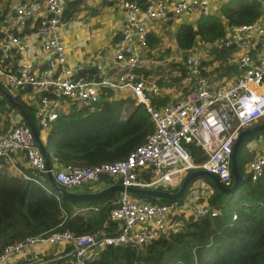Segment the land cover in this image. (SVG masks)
<instances>
[{"label":"built area","instance_id":"obj_1","mask_svg":"<svg viewBox=\"0 0 264 264\" xmlns=\"http://www.w3.org/2000/svg\"><path fill=\"white\" fill-rule=\"evenodd\" d=\"M67 1L19 0L5 13L0 21V75L14 90L29 87L39 91L35 116L41 129L48 128L59 112L65 111L64 103L89 106L101 98L115 99L116 90H127L135 103L143 105L152 129L123 158L49 168L55 182L70 190L82 183H102L103 177H108L112 181L104 186L118 183L123 187L168 190L180 183L186 172L201 168L229 186L231 146L238 130L254 121H264V45L256 47V38L264 36V24L255 19L225 25V31L211 41L196 39L199 42L184 50L180 59V82L186 93L155 104L148 92L155 91L156 84L142 71L149 49L148 25L184 12L207 14L205 0H120L125 15L111 43L112 58L104 70L97 64L98 72L88 78L81 73L82 65L66 63L58 30ZM255 1L264 11V0ZM29 36L39 40L41 51L47 55L41 65L23 56ZM226 50L235 55L238 72L230 76V81H224V77L217 80L215 68L226 59L221 60L216 53ZM8 57L13 65L9 69L1 63ZM4 115L0 111V158L23 178L36 181L35 176L45 172L43 155L23 120L2 129ZM189 142L202 149L204 158L199 162L191 159L185 147ZM19 156L25 158L32 174L16 165ZM263 169L261 151L248 161L247 171L255 179ZM209 191L207 186L188 187L181 201L169 202L148 201L142 196H129L126 190L119 191L106 212V221L114 223L110 231L105 230L104 222L99 231L76 234L62 228L7 242L0 248V264H16L22 257L26 259L24 264H40L44 259L37 261L35 256L42 244L68 245L64 252L66 264H85L105 245L146 243L159 232L175 229L178 221L170 215L187 207L190 198L206 199ZM206 211V206H199L194 212Z\"/></svg>","mask_w":264,"mask_h":264},{"label":"trees","instance_id":"obj_2","mask_svg":"<svg viewBox=\"0 0 264 264\" xmlns=\"http://www.w3.org/2000/svg\"><path fill=\"white\" fill-rule=\"evenodd\" d=\"M220 10L224 21L207 13L198 15L194 24L180 23L174 31L177 47L186 50L196 39L211 41L225 31V25L253 21L260 13L255 0L229 1L223 3ZM88 68V74L92 76L95 67ZM226 69L221 72H236L235 65ZM156 99L155 103L165 101L164 97ZM5 102L1 97L0 105ZM19 102L22 119L27 117L38 135L41 128L34 118L33 106ZM122 103L123 99L101 98L89 106H80L54 118L46 128L42 142L48 153L49 168L54 169V163L91 165L113 161L125 157L141 144L152 129V122L141 103L133 104L120 114ZM254 134H264V130L251 135ZM251 135L244 136L237 151V170L242 181L233 192L218 191L205 177L212 186L205 213L189 214L180 219L176 215L172 218L178 221L175 229L159 232L146 243L105 245L85 264H264V170L255 180H250V173L245 171V163L252 156L244 144ZM185 147L194 162L204 158L197 144L189 142ZM21 169L33 173L28 167ZM42 176L47 184L41 182ZM35 177L36 181L18 177L0 158V248L7 242L54 229L66 228L80 234L92 232L104 222L105 230L113 228L114 223L106 221L113 192L96 198H73L53 189L45 172H39ZM103 178L105 182L112 181ZM142 197L163 202L152 196ZM85 206H95L96 212L85 215L81 211H72ZM45 264L65 262L59 258Z\"/></svg>","mask_w":264,"mask_h":264},{"label":"crops","instance_id":"obj_3","mask_svg":"<svg viewBox=\"0 0 264 264\" xmlns=\"http://www.w3.org/2000/svg\"><path fill=\"white\" fill-rule=\"evenodd\" d=\"M13 1L17 0H0V21L4 17L5 13L10 9V7L13 5ZM139 3L143 2L144 0H135ZM234 3L235 0H205V5L207 8L208 14H213L221 18L222 21H224V18L221 14L220 7L223 3L228 2ZM120 0H68L65 5L64 14L67 15V17H64L61 20V23L59 25V35L64 45L65 50V58L66 63L70 66L73 65H82V67H95V64L101 65L102 70L106 69L108 67V64L112 58V49H111V43L112 40L118 35V31L120 29L121 23L124 19V11L121 8L119 4ZM66 12V13H65ZM197 12H184L179 15H170L165 19L162 20H154L148 25V38L149 41H152V44L148 43L149 49L146 53L144 61V68L142 71L144 74L148 77L149 80H151V76H153L155 79L158 76L153 75V71L151 68L162 65V63H165L167 67L170 68V72L167 74H164V83L156 80V90L148 92L149 98L151 101L154 102V99L159 97H164L165 101H170L174 99L175 97L186 93L187 89L181 84L180 82V59L184 53L183 49H180L176 45V41L174 38V31L176 27L180 23H191L194 24L196 18L198 17ZM258 23L264 24V11H260L257 19L255 20ZM27 31H30V28L27 27ZM27 44V49L24 52L25 59L29 61H35L38 65H41L43 63V59L47 57L41 49H40V42L37 38L33 36H29L25 39ZM199 40L196 41L198 43ZM264 45V36L256 38V47ZM226 59V63H234L236 66V72H238V68L235 61V55L229 53L228 56L224 57ZM89 69V68H88ZM95 72H98V70L95 68ZM88 73V70H87ZM172 74V75H171ZM235 73L229 74V76L233 75ZM173 75H175L173 77ZM171 79L174 80V83L171 82ZM177 79V80H176ZM164 84L168 85H174V88H168L164 86ZM16 93V92H15ZM111 93V91H110ZM30 99L28 102L24 101L25 103L35 105V99L32 98L30 95L28 96ZM114 97L115 99H123V103L121 106L122 111L120 114H123L125 110L133 103V97L129 95V92L127 90H116L114 91ZM132 100V103H128ZM156 99V100H157ZM155 104H162L160 102H157ZM8 102H5L3 105L5 111L8 108ZM14 106V105H13ZM80 106L67 102L64 103V109L65 111L63 113H70L75 110H77ZM120 109V110H121ZM124 110V111H123ZM121 117V116H120ZM21 118V112L20 110L14 106L9 107V111L6 112L2 119V129H5L7 127L6 121H15ZM262 122V121H261ZM259 123V121H254L248 126L252 124ZM247 127V126H245ZM244 128V127H243ZM240 130V129H239ZM238 130V131H239ZM260 131V130H258ZM256 132V131H255ZM45 133L46 129H41L40 133L38 134V138L41 141V143L45 139ZM254 133V132H253ZM253 133H250L253 134ZM249 135V134H248ZM264 134H254L251 135L248 139V141L245 142L244 147L247 151L251 152V158L258 154L261 151H264V140L262 138ZM262 142L260 144L259 141ZM260 147L259 151H255V145ZM238 151V150H237ZM19 161V167H27L24 157L19 156L17 158ZM245 163V171H247V163ZM4 161V160H3ZM5 163V161H4ZM7 164H5L6 166ZM60 165L54 163L53 167H58ZM7 167L12 168L16 171V168L12 165H7ZM29 168V167H28ZM194 170V169H192ZM189 170L188 172L192 171ZM186 172V173H188ZM206 176H198L194 178L186 187V190L184 193L175 198V199H167V202L177 200L181 201L185 196L187 188H195V187H205L207 186L209 188V194L212 192V186L210 185V182L205 179ZM208 178V177H207ZM106 182L102 183H82L80 185H77L76 187L68 190L72 192H93L97 191L101 188H104ZM179 185V184H178ZM177 185V186H178ZM175 186V185H174ZM176 188L171 186L168 188V191L173 192ZM111 193V192H110ZM114 197L119 192H113ZM130 196H133L132 193L127 192ZM208 194V196H209ZM207 196V198H208ZM207 198H190L187 204V207H183V209H180L177 212L172 213L171 219L178 214V219L181 217L187 218L189 214H195V209L199 206H206L207 209L209 206H207ZM188 199V198H187ZM163 201H166L165 199H162ZM72 211H81L84 212L85 215L87 214H94L96 212L95 206H85L82 208H73ZM104 222V221H103ZM103 223L100 227L93 231H99L102 227ZM68 245L63 244H53L49 245L46 249V253L44 255H50L51 260L53 259H59L63 258V261L66 264V261L68 257L64 255V252L66 251V248ZM42 250V248H41ZM41 253V252H40ZM35 256V255H34ZM32 258V257H30ZM50 261V260H48ZM47 261V262H48Z\"/></svg>","mask_w":264,"mask_h":264},{"label":"water","instance_id":"obj_4","mask_svg":"<svg viewBox=\"0 0 264 264\" xmlns=\"http://www.w3.org/2000/svg\"><path fill=\"white\" fill-rule=\"evenodd\" d=\"M0 90L2 91V93L4 94V97L6 99L7 102H9L11 105L16 106L19 110L22 109L21 105L13 99V97L8 94L7 92L4 91V89H2L0 87ZM27 125L29 126L31 133L33 135V138L35 140V142L37 143L39 150L41 151L43 158H44V169H45V174H46V178H47V182L49 183V185L55 189L57 192H59L60 194L64 195V196H68V197H73V198H82V199H86V198H96L99 197L103 194L109 193V192H119L122 190H126L127 192L130 193H135L138 194L140 196H152L155 198H159V199H175L179 196H181L184 191L186 190L187 185L196 177H198L199 175L201 176H206L208 177L212 183L214 184L215 188L222 192V193H231L233 192L236 187L240 184V182L242 181V175L241 173L237 170V150L239 148L240 143L242 142L244 136L253 133L255 131L258 130H264V121L263 122H259L256 124H252L250 126L241 128L233 143L231 146V153H230V161H229V166H230V172L232 174V181L231 184L229 186H224L222 185V183L219 182L217 176L215 174H213L210 171H207L205 169H201V168H197L194 169L188 173H186L182 180L180 181L179 185L177 186L176 190L173 192L166 190H161V189H151V188H136V187H131V186H126L123 187L122 185L118 184V183H113L110 184L104 188H101L97 191H93V192H72V191H68L64 188H62L61 186H59L52 174L51 171L49 169V165H48V153L45 150V148L43 147L41 141L38 138V135L32 125V123L30 122V120L27 117H24Z\"/></svg>","mask_w":264,"mask_h":264},{"label":"rangeland","instance_id":"obj_5","mask_svg":"<svg viewBox=\"0 0 264 264\" xmlns=\"http://www.w3.org/2000/svg\"><path fill=\"white\" fill-rule=\"evenodd\" d=\"M19 0H17V1H13V5L10 7V8H12L15 4H16V2H18ZM21 1V0H20ZM137 2V1H136ZM142 3V2H141ZM119 4H120V6H121V1L119 2ZM122 8V7H121ZM123 9V8H122ZM124 11V10H123ZM147 33H149V32H147ZM227 54H229V51H224V52H218V53H216V55H217V57L218 58H220L221 60H225L224 59V57L225 56H227ZM1 63L2 64H6V66L4 67V68H12L11 66H13L12 64H11V61H10V58L8 57V58H3V60L1 61ZM225 63H226V61L224 62V64H222V63H219V65L215 68V70H216V72H217V80H219V79H221L222 77H224L225 79H224V81H230L231 80V78H230V76H229V74L228 73H223V72H221V70L222 71H226L227 69H226V67L227 66H232V65H234V63H226V65H225ZM225 65V66H224ZM96 66H97V64H95V68H96ZM87 70H88V67L87 66H85V67H83V69H82V71H81V73L82 74H84L87 78L88 77H90L89 76V74L87 73ZM98 70V69H97ZM151 70L153 71V75L156 77L157 75V77H156V79L153 77V76H151V81H152V83L153 82H156V80L158 79V81L160 80V82H162V83H164V80L162 79V78H164V77H162V76H164V74H167V73H169L170 71V68L169 67H167V65L165 64V63H162V65H157V66H155V67H153V68H151ZM172 75V74H171ZM175 75H173V77H174ZM146 79V78H145ZM164 79H166V78H164ZM177 80V79H176ZM171 82L172 83H174V80H172L171 79ZM2 86V87H1ZM164 86H165V88L166 87H168V88H174L175 86L174 85H168V84H164ZM0 87L2 88V89H4V91L5 92H7L8 94H10L12 97H13V99L14 100H16L19 104H20V102L19 101H22V102H24V101H26V102H28V100L30 99L28 96L30 95L32 98H34L35 99V101H36V96L37 95H39L40 93H39V91H37V90H34V89H31V88H29V87H25V88H18L17 90H14V88H13V85L11 84V83H9V82H7L6 80H5V78H4V76L3 75H0ZM16 92V93H15ZM14 95H15V98H14ZM1 97H3V98H5L4 97V94L2 93V91L0 90V98ZM19 100V101H18ZM5 101H6V99H5ZM7 102V101H6ZM135 101H134V99H133V103H134ZM128 103H132V100L130 99V101L128 102ZM8 104H10L9 102H8ZM4 105V104H3ZM3 105H0V111L1 112H3L4 114H6V112H8L9 111V107L10 106H12V107H14L13 105H8V108L6 109V111H5V109H4V107H3ZM32 105V104H31ZM33 106V108H34V118H35V120H36V116H35V111H36V107H35V105H32ZM132 106V104L128 107V108H130ZM122 109H125V108H122ZM20 112H21V110H20ZM64 111L63 110H61L60 112H59V114H61V113H63ZM58 114V115H59ZM57 115V116H58ZM21 120H23L26 124H27V122H26V120L23 118L22 119V116H21V118L20 119H18V120H15V121H6V125H7V127L4 129V131L5 130H7V129H9V128H11L13 125H16V124H18L19 122H21ZM37 122V121H36ZM28 126V125H27ZM29 127V126H28ZM30 129V128H29ZM31 131V130H30ZM263 137H264V135H263ZM263 140H264V138H262ZM262 142V140L261 141H259V143L258 144H260ZM258 144L257 145H255V151H259L260 149V147L258 146ZM15 160H16V165L18 166L19 165V161H17L18 159L17 158H15ZM14 160V161H15ZM4 162V161H3ZM5 164H7V165H9V163L8 162H6L5 161ZM6 165V166H7ZM19 167V166H18ZM8 168V167H7ZM9 170H12L13 172H15L17 175H18V177H20V178H23V176H21V174L20 173H18V172H16L14 169H12V168H8ZM264 170V169H263ZM263 170H262V172H263ZM262 172L258 175V176H260L261 174H262ZM23 179H25V178H23ZM41 182L42 183H44V184H47L46 183V181H45V179H44V177L42 176L41 178ZM256 179V178H255ZM255 179H252L251 177H250V180H255ZM25 180H27V179H25ZM182 180V179H181ZM179 184V183H178ZM177 184V185H178ZM177 185H175V186H173L174 188H177ZM161 188V190L162 189H164L165 187H160ZM167 188H170V187H167ZM129 195V194H128ZM130 196V195H129ZM48 247V245L47 244H42V245H40L39 246V248H42V250H41V253H37L36 254V259H37V261L39 260V258H42V259H44L40 264H45L48 260H51L52 258H51V256L50 255H44V253H46V252H48V251H46V249L45 248H47ZM27 257H29V255H27ZM25 257H22V258H19L18 260H17V262H16V264H24V262H25V260L26 259H24ZM13 264H15V262L13 263Z\"/></svg>","mask_w":264,"mask_h":264},{"label":"clouds","instance_id":"obj_6","mask_svg":"<svg viewBox=\"0 0 264 264\" xmlns=\"http://www.w3.org/2000/svg\"><path fill=\"white\" fill-rule=\"evenodd\" d=\"M113 184V183H112Z\"/></svg>","mask_w":264,"mask_h":264}]
</instances>
